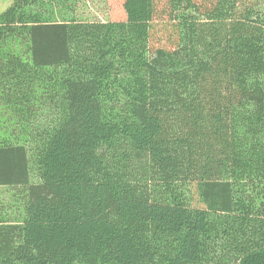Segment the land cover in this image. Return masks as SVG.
Listing matches in <instances>:
<instances>
[{
  "label": "trees",
  "instance_id": "trees-1",
  "mask_svg": "<svg viewBox=\"0 0 264 264\" xmlns=\"http://www.w3.org/2000/svg\"><path fill=\"white\" fill-rule=\"evenodd\" d=\"M260 3L173 0L169 48L155 0H125L120 22L74 0L0 12L19 127L0 134V186L22 189L21 213L0 202V264H264Z\"/></svg>",
  "mask_w": 264,
  "mask_h": 264
},
{
  "label": "rangeland",
  "instance_id": "rangeland-1",
  "mask_svg": "<svg viewBox=\"0 0 264 264\" xmlns=\"http://www.w3.org/2000/svg\"><path fill=\"white\" fill-rule=\"evenodd\" d=\"M125 0H74L75 14L77 18L92 21H126V12L124 10ZM252 3L255 0H248ZM13 0H0V12L4 11ZM192 2L202 11L212 7L215 0H192ZM261 8L264 9V0H260ZM155 16L154 30L152 36V45L154 47L169 48L175 40V29L173 23V0H155ZM11 115L9 111L3 109L0 105V134H11L14 139L15 132L19 127L9 121ZM195 190V186H193ZM22 189L18 186H0V202L6 205L9 213L16 211L22 212L20 209ZM198 201V198L196 196ZM196 206L204 207L196 202Z\"/></svg>",
  "mask_w": 264,
  "mask_h": 264
}]
</instances>
